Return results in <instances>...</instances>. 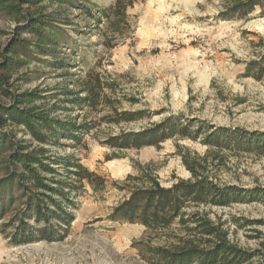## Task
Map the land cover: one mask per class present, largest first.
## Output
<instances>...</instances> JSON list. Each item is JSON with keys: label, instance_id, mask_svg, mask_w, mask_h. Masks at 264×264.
I'll return each instance as SVG.
<instances>
[{"label": "rangeland", "instance_id": "rangeland-1", "mask_svg": "<svg viewBox=\"0 0 264 264\" xmlns=\"http://www.w3.org/2000/svg\"><path fill=\"white\" fill-rule=\"evenodd\" d=\"M87 1L96 13L122 1L127 4L125 17L120 18V23L102 17L98 29H89L94 26L93 19L80 9L69 7L64 16L74 25L63 28L72 41L71 48L66 49V54L72 55V66L56 70L45 63L48 58H41L14 75V79L19 78L14 85L21 91L39 87L44 95H49L66 86L77 90L78 79L98 76L106 85H112L104 93L117 107L147 110L152 117L149 121L117 126L103 120L111 111L102 106L59 112L61 117L70 115L78 122L97 124L94 136L85 137L82 148L55 149V157L74 154L83 166L107 180V189L94 194L89 186L86 188V193L77 199V207L71 209L75 220L62 240L13 246L9 244V231L0 234V264H149L132 248L133 242L151 238L154 246H163L164 237H143L144 226L112 223L108 219L127 195L115 184L122 183L128 175H137V164L149 162L163 185L187 180L191 173L182 154L187 150L190 157L205 158L208 147L199 141L170 139L161 143L159 149L145 147L121 152L102 142L121 130L138 131L171 115L217 127L264 132V75L261 79L246 75L247 66L257 65L264 55L261 8L246 18L224 20L219 12L231 0ZM57 7L47 3L23 5L21 11L51 14ZM22 17L0 11V50L14 38L17 28L24 27L26 21ZM20 37L29 36L21 30ZM8 103L0 96V104ZM5 131L18 140L27 139L14 127L8 126ZM222 155L227 160L225 165L211 156L207 158L204 173L211 181L264 189V157L248 153ZM3 175L0 166V178ZM203 209L210 212L212 221L221 217L224 228L230 230L229 240L238 248L255 253L247 264L259 263L261 257L257 253L264 250V201ZM8 219H0V224ZM176 234L183 236L178 231Z\"/></svg>", "mask_w": 264, "mask_h": 264}, {"label": "trees", "instance_id": "trees-1", "mask_svg": "<svg viewBox=\"0 0 264 264\" xmlns=\"http://www.w3.org/2000/svg\"><path fill=\"white\" fill-rule=\"evenodd\" d=\"M43 3L57 4L58 10L36 15L21 11L23 5ZM123 3L117 1L113 7L96 13L87 0H0L1 12L16 17L22 14L26 21L0 50V96L9 100L8 104H0V166L4 172L0 178V219L9 218L0 224V234L9 231V244L13 246L64 239L75 220L71 209L77 207V199L86 193V188L89 186L94 194L107 189V180L83 166L74 154L55 157V149L82 148L85 137L94 136L97 124L86 120L78 122L70 115L61 117L59 112L65 114L73 108L102 106L111 111L103 120L117 126L149 121L152 117L147 110L117 107L104 93L112 85H106L98 76L78 79L77 90L66 86L49 95H44L39 87L21 91L14 85L19 80L14 79V75L41 58H48L45 63L56 70L72 66V55L66 54L72 41L63 28L74 25L64 16L69 7L85 12L95 22L88 28L98 29L102 17L120 23L127 10V4ZM257 7L264 16V0H231L219 12V17L224 20L246 18ZM21 30L28 34V39L20 37ZM246 71L247 76L261 79L264 55L257 65L249 64ZM8 126L19 129L27 139L18 140L5 131ZM170 139L199 141L208 147L205 158L190 157L187 150L182 154L191 178L178 179L166 186L152 162L137 164V175H128L122 183L115 184L127 195L108 219L112 223L144 226L143 237H164L163 246H154L151 238L133 242L132 248L149 264H247L255 253L231 242L230 230L224 228L221 217L212 221L210 212L203 208L262 202L264 189L220 185L211 181L204 171L210 156L223 165L227 162L224 153L264 157V132L217 127L205 121L171 115L138 131L121 130L102 144L123 152L145 147L159 149L161 143ZM174 230L183 236L172 232ZM257 254L261 257L258 264H264V250Z\"/></svg>", "mask_w": 264, "mask_h": 264}]
</instances>
